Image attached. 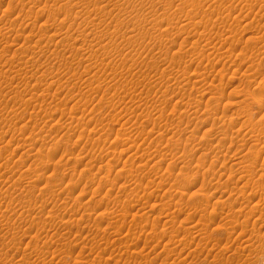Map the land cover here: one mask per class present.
<instances>
[{"label": "rangeland", "instance_id": "obj_1", "mask_svg": "<svg viewBox=\"0 0 264 264\" xmlns=\"http://www.w3.org/2000/svg\"><path fill=\"white\" fill-rule=\"evenodd\" d=\"M260 98L264 0H0V264H264Z\"/></svg>", "mask_w": 264, "mask_h": 264}, {"label": "bare ground", "instance_id": "obj_2", "mask_svg": "<svg viewBox=\"0 0 264 264\" xmlns=\"http://www.w3.org/2000/svg\"><path fill=\"white\" fill-rule=\"evenodd\" d=\"M54 5H55V4H54ZM46 20H47V19H46ZM46 20H45V21H46ZM42 21H43V20H42ZM47 25H48V24H47ZM90 26H91V25H90ZM228 27H229V26H228ZM55 35H56V34H55ZM231 38H233V37H231ZM231 38H230V39H231ZM220 40H222V39L220 38ZM223 40H224V39H223ZM226 43H227V42H226ZM228 44H230V42H229ZM252 46H253V45H250L249 47L251 48ZM252 48H255V47H252ZM216 49H217V48H216ZM254 51H255V50H254ZM209 52H210V51H209ZM261 52H262V51H261ZM215 53H216V52H215ZM250 54H251V53H250ZM61 55H62V54H61ZM212 56H213V55H212ZM229 56H230V55H229ZM254 56H255V55H254ZM208 57H209V55H208ZM258 57H259V56H258ZM248 64H249V63H248ZM248 64H247V65H248ZM253 65H254V64H253ZM251 67H252V65H251ZM254 68H255V67H254ZM252 70H253V67H252V69H251L250 71H252ZM253 71H254V70H253ZM191 72H192V71H191ZM256 72H257V71H256ZM258 72H259V71H258ZM202 74H203V73H202ZM202 74H199V77H201ZM188 75H189V74H188ZM196 75H198V72H197ZM196 75H195V76H196ZM200 75H201V76H200ZM245 75H246V74H245ZM253 75H254V74H253ZM181 77H182V76H181ZM250 77H251V75H250ZM185 79H187V78H185ZM184 81H185V80H184ZM246 81H247V80H246ZM194 82H195V81H194ZM196 82H197V80H196ZM209 82H210V81H209ZM209 82H208V83H209ZM216 83H218V82H216ZM220 83H221V82H220ZM186 84H187V83H186ZM218 84H219V83H218ZM218 84H217V85H218ZM215 85H216V84H215ZM219 85H220V84H219ZM215 87H216V86H214V88H215ZM183 89H184V88H183ZM209 89H210V88H209ZM221 89H222V88H221ZM215 90H216V89H215ZM234 90H236L235 87H234V89H232V92H235ZM246 90H247V89H246ZM217 92H218V90H217ZM220 93H221V92H220ZM229 93H230V92H229ZM229 93H228V94H229ZM254 93H255V92H254ZM213 94H214V93H213ZM221 94H222V93H221ZM250 94H251V93H250ZM255 94H257V92H256ZM219 95H220V94H219ZM235 95H236V94H235ZM212 96H213V95H212ZM216 96H217V95H216ZM237 96H238V95H237ZM218 97H219V98H222V97H220V96H218ZM230 97H231V96H230ZM238 97H239V96H238ZM251 97H252V96H251ZM256 97H257V96H256ZM211 98H212V97H211ZM211 98H210V99H211ZM219 98H218V99H219ZM247 98H249V97H247ZM243 99H244V98H243ZM243 99H242V100H243ZM260 99H262V98H260ZM214 100H216V99L214 98ZM262 100H264V99H262ZM207 101H209V100H207ZM207 101H206V103H207ZM238 101H240V100H238ZM213 102H214V101H213ZM218 102H219V101H218ZM218 102H215V104L218 103ZM243 105H244V104H243ZM215 106H216V105H215ZM241 107H242V106H241ZM242 108H243V107H242ZM245 113H246V112H245ZM224 114H225V113H224ZM224 114H223V115H224ZM221 115H222V114H221ZM215 117H216V116H215ZM248 117H249V115H248ZM220 118H223V117H220ZM214 120H215V119H214ZM225 121H226V120H225ZM229 121H230V120H229ZM248 121H249V120H248ZM230 122H231V121H230ZM230 122H229L228 124H230ZM243 123H244V122H243ZM246 123H247V122H246ZM246 123H244V124H246ZM223 124H224V123H223ZM251 124H252V123H251ZM245 126H246V125H245ZM250 126H251V125H250ZM259 126H260V125H259ZM228 127H230V126H228ZM238 127H239V126H238ZM243 127H244V126H243ZM225 128H226V127H225ZM231 128H232V125H231ZM241 128H242V126H241ZM246 128H247V126L245 127V129H246ZM255 128H256V127H254L253 129H255ZM228 129H229V128H228ZM237 129H238V128H236V130H237ZM243 129H244V128H243ZM248 129H249V128H248ZM251 129H252V128H250V130H249L248 133H251V131H252ZM226 130H227V129H226ZM231 130H232V129H231ZM239 130H242V129L239 128ZM246 130H247V129H246ZM260 130H263V129L260 128ZM234 131H235V130H234ZM247 131H248V130H247ZM258 131H259V130H258ZM232 132H233V131H232ZM240 132H241V131H240ZM252 132H253V131H252ZM263 133H264V132H263ZM232 134H233V133H232ZM232 134H231V135H232ZM237 134H239V133H237ZM255 134H256V132H255ZM259 134H260V132H259ZM242 135H245V134H242ZM249 135H250V134H249ZM256 135H257V134H256ZM256 135H255V136H256ZM245 136H246V135H245ZM252 136H253V135H252ZM248 137H249V136H248ZM253 137H254V136H253ZM261 137H262V136H261ZM230 138H231V137H230ZM232 138H233V137H232ZM243 138H244V137H243ZM255 138H256V137H254V139H255ZM233 139H234V138H233ZM259 139H260V138H259ZM234 140H236V138H235ZM252 140H253V139H252ZM263 141H264V140H263ZM251 142H252V141H251ZM263 143H264V142H263ZM237 144H238V143H237ZM241 144H242V142H241ZM252 144H253V143H252ZM255 145H256V143H255ZM250 146H251V145H250ZM250 146H249V147H250ZM252 146H253V145H252ZM262 146H264V144H262ZM253 148H254V147H253ZM258 148H260V147H258ZM260 149H261V148H260ZM263 149H264V148H263ZM171 151H172V150H171ZM46 152H47V151H46ZM257 152H258V151H257ZM49 153H50V152H49ZM251 153H252V152H251ZM254 153H255V152H254ZM47 154H48V152H47ZM47 154H46V156L49 155V154H48V155H47ZM203 155H204V154H203ZM44 156H45V155H44ZM49 156H51V154H50ZM250 156H251V155H250ZM245 158H246V157H245ZM248 159H249V158H248ZM254 162H255V161H254ZM263 162H264V161H263ZM232 167H233V166H232ZM245 167H246V166H245ZM260 168H261V167H260ZM263 168H264V164H263V167H262V169H261V173H262ZM244 171H245V170H244ZM248 171H249V170H248ZM263 173H264V172H263ZM244 174H245V173H244ZM246 174H248L247 171H246ZM259 175H260V173H259ZM241 176H242V175H241ZM241 176H240V177H241ZM246 177H247V176H246ZM248 177H249V176H248ZM248 177H247V178H248ZM241 178H242V177H241ZM238 179H239V178H238ZM248 179H249V178H248ZM246 180H247V179H246ZM249 181H251V180H249ZM246 182H247V181H246ZM254 183H255V182H254ZM163 184H164V183H163ZM245 184H246V183H245ZM245 184H244V185H245ZM256 184H257V183H256ZM256 184H255V186H256ZM165 185H166V183H165ZM247 185H248V184H247ZM257 185H258V184H257ZM255 186H254V187H255ZM263 186H264V185H263ZM242 187H243V185H242ZM246 187H247V186H246ZM252 187H253V186H252ZM258 187H259V186H258ZM262 188H263V187H262ZM232 189H233V188H232ZM232 189H231V190H232ZM246 189H247V188H246ZM252 189H253V188H252ZM254 189H255V188H254ZM263 189H264V188H263ZM236 190H237V189H236ZM256 193H257V192H256ZM209 195H210V194H209ZM263 195H264V194H263ZM246 196H247V195H246ZM263 198H264V197H263ZM231 202H232V201H231ZM230 205H231V204H230ZM244 206H245V205H244ZM251 207H252V206H251ZM241 208H242V207H241ZM237 209H238V208H237ZM219 210H220V209H219ZM228 210H229V209H228ZM251 210H252V209H251ZM221 211H222V210H221ZM235 211H237V210H235ZM246 211H247V210H246ZM229 212H230V211H229ZM215 213H216V212H215ZM245 213H246V212H245ZM247 213H248V212H247ZM217 214H218V213H217ZM217 214H216V215H217ZM229 214H230V213H229ZM227 215H228V214H227ZM234 216H235V215H234ZM187 217H188V216H187ZM187 217H185V218H187ZM237 217H238V216H237ZM185 218H184V220H185ZM161 219H162V218H161ZM164 219H167V218H164ZM189 220H190V219H189ZM189 220H188V222H189ZM229 220H230V219H229ZM182 221H183V220H182ZM182 221H181V222H182ZM158 222H159V220H158ZM183 222H185V221H183ZM229 222H230V221H229ZM233 222H234V221H233ZM49 223H50V222H49ZM163 223H164V226H165V224L167 223V220H164ZM163 223H162V224H163ZM168 224H169V223H168ZM183 224H184V223H183ZM192 224H193V223H192ZM227 225H228V223H227ZM160 226H161V225H160ZM184 226H185V224H184ZM197 226H198V224H197ZM199 226H200V225H199ZM185 227H186V226H185ZM187 227H190V226H187ZM113 229H114V228H113ZM113 229H112V231H113ZM129 229H130V228H129ZM185 229H186V228H185ZM44 230H45V229H44ZM118 230H119V229H118ZM172 230H173V229H172ZM186 230H187V229H186ZM174 231H175V230H174ZM187 231H188V230H187ZM125 232H126V231H125ZM109 233H110V232H109ZM128 233H129V235H130V233H132V231H131V232H128ZM133 234H134V233H133ZM197 234H198V233H197ZM116 235H117V234H116ZM165 235H166V234H165ZM36 236H37V235H36ZM92 236H93V235H92ZM126 236H128V235H126ZM161 236H162V235H161ZM107 237H108V236H107ZM162 237H163V236H162ZM172 237H173V236H172ZM194 237H195V236H194ZM128 238H129V236H128ZM146 238H147V237H146ZM113 239H114V238H113ZM120 239H121V238H119V241H120ZM170 239H172V238H170ZM201 239H202V238H201ZM107 240L109 241V239H107ZM57 241H58V240H57ZM91 242H92V241H91ZM110 242H112V241H110ZM125 242H126V241H125ZM116 243H117V242H116ZM122 243H123V242H122ZM69 244H70V243H69ZM69 244H68V245H69ZM91 244H92V243H91ZM70 245H71V244H70ZM114 245H116V244H114ZM96 246H97V245H96ZM98 246H99V245H98ZM101 246H102V245H101ZM104 246H105V245H104ZM102 247H103V246H102ZM102 247H101V249H102ZM129 247H130V246H129ZM93 248H94V247H93ZM97 248H98V247H97ZM97 248H96V249H97ZM112 248H113V247H112ZM59 249H60V248H59ZM101 249H100V250H101ZM97 250H99V249H97ZM102 250H103V249H102ZM102 250H101V251H102ZM64 251H65V250H64ZM111 251H112V252H111ZM111 251H109V252H111V253H112L111 255L113 256L115 252L113 251V249H112ZM57 252H58V251H57ZM80 252H81V251H80ZM98 252H99V253H98ZM113 252H114V253H113ZM82 253H83V252H82ZM97 253H98V255H99L100 253L103 254V252H100V251H97ZM80 254H81V253H80ZM95 254H96V253H95ZM102 254H101V256H103ZM219 254H220V253H219ZM214 255H215V254H214ZM101 256H100V257H101ZM90 257H91V256H90ZM100 257H99V258H100ZM110 257H111V256H110ZM92 258H93V257H92ZM99 258H98V259H99ZM52 259H53V258H52ZM52 259H51V260H52ZM114 259H115V258H114ZM95 260H97V259H95ZM99 261H100V260H99ZM88 262H89V261H88ZM104 262H105V261H104ZM134 262H135V261H134ZM89 263H90V262H89ZM109 263H110V262H107L106 264H109ZM115 264H116V263H115Z\"/></svg>", "mask_w": 264, "mask_h": 264}]
</instances>
